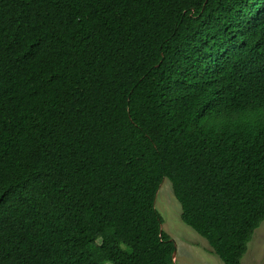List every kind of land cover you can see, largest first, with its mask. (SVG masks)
I'll use <instances>...</instances> for the list:
<instances>
[{"label": "trees", "instance_id": "trees-1", "mask_svg": "<svg viewBox=\"0 0 264 264\" xmlns=\"http://www.w3.org/2000/svg\"><path fill=\"white\" fill-rule=\"evenodd\" d=\"M164 178L241 264L264 220V0H0V264H174Z\"/></svg>", "mask_w": 264, "mask_h": 264}, {"label": "rangeland", "instance_id": "rangeland-1", "mask_svg": "<svg viewBox=\"0 0 264 264\" xmlns=\"http://www.w3.org/2000/svg\"><path fill=\"white\" fill-rule=\"evenodd\" d=\"M155 208L163 217L162 230L174 241V264H224L207 241L181 221L180 205L167 178L159 185ZM241 264H264V220L254 230Z\"/></svg>", "mask_w": 264, "mask_h": 264}, {"label": "water", "instance_id": "water-1", "mask_svg": "<svg viewBox=\"0 0 264 264\" xmlns=\"http://www.w3.org/2000/svg\"><path fill=\"white\" fill-rule=\"evenodd\" d=\"M161 229H162V225H161ZM173 255L175 256V251L173 252Z\"/></svg>", "mask_w": 264, "mask_h": 264}]
</instances>
